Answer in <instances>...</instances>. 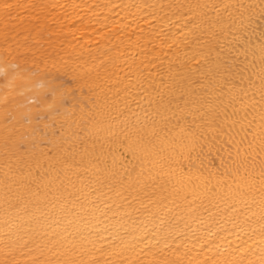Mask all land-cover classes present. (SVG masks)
Here are the masks:
<instances>
[{
  "label": "bare ground",
  "instance_id": "6f19581e",
  "mask_svg": "<svg viewBox=\"0 0 264 264\" xmlns=\"http://www.w3.org/2000/svg\"><path fill=\"white\" fill-rule=\"evenodd\" d=\"M0 264H264V0H0Z\"/></svg>",
  "mask_w": 264,
  "mask_h": 264
}]
</instances>
